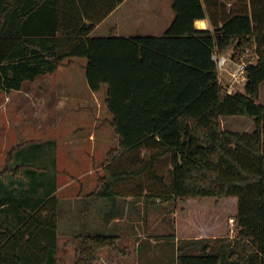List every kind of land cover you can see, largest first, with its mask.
Returning <instances> with one entry per match:
<instances>
[{"label": "trees", "instance_id": "16d2710c", "mask_svg": "<svg viewBox=\"0 0 264 264\" xmlns=\"http://www.w3.org/2000/svg\"><path fill=\"white\" fill-rule=\"evenodd\" d=\"M123 1L0 0V93L19 91L71 58L85 59L90 90L107 86L105 106L118 137L89 196L116 201L119 184L146 178L153 183L139 196L148 208L166 203L174 212L181 202L233 198L240 252L229 242L216 247L207 237L177 240L174 233L165 262L156 264H264V104L257 102L264 0H172L174 18L161 36H94ZM205 18L211 28L198 29L196 20ZM247 48L244 90L228 93L213 55L233 50L238 58ZM228 116L249 117L255 128L222 129ZM56 147L53 139L18 144L0 170V264L59 262ZM162 161L168 181L158 169ZM120 214L113 208L107 216ZM72 231L74 264H98L103 249L117 247L115 233L82 224Z\"/></svg>", "mask_w": 264, "mask_h": 264}, {"label": "rangeland", "instance_id": "374dc122", "mask_svg": "<svg viewBox=\"0 0 264 264\" xmlns=\"http://www.w3.org/2000/svg\"><path fill=\"white\" fill-rule=\"evenodd\" d=\"M171 3L172 0H128L96 30L95 36H161L174 18ZM233 4V1L226 2L227 8ZM83 60L81 58L73 62L68 60L70 62L66 61L57 69L58 71L43 75L34 82L25 83L20 91L0 93V170L5 167L11 149L18 144L25 146L29 141L46 139H55L58 143L57 152L61 167L59 183L61 185L58 193L61 199H65L62 200L64 204L61 215L63 216L60 217L58 264H74L75 245L72 231L74 224L71 222L86 221L89 227L103 230L101 214H95V211L86 213L83 210V202L73 200V195L77 187L82 185L85 187L84 193L95 191L99 178L104 175L102 166L107 152L112 147L118 146V137L109 125L110 114L103 103L106 86L99 91L101 100L99 111L95 116L84 115L80 111H78L79 115L64 113L65 115L59 116L57 114L58 84L64 85L69 92H75L76 86L75 93H82V96H86L89 91L84 85ZM70 68L76 72V78L67 80L73 77L70 76ZM223 79L224 85L229 84L234 90L236 88L244 90L243 81L235 82L229 76ZM65 80L67 81L64 84ZM71 80L75 86L71 85ZM257 102L264 104V83ZM94 119L95 122H93ZM220 122L222 129L238 132H252L255 128L253 119L246 116L222 117ZM81 124H92V126L89 128L80 126ZM91 132L95 135V147L87 143ZM110 146L112 147L109 148ZM69 147H72L70 149L73 153L76 151L75 158L69 154ZM84 152H93L96 157L88 161ZM143 154L148 155L145 151ZM39 159H41L40 156ZM158 169L164 173L168 181L167 163L160 162ZM88 171H92V175L84 177L83 174ZM75 177L80 178L74 179ZM152 183L153 181L141 178L128 180L118 185L121 195L118 205L123 208L128 206V209L123 211V217L120 218L123 221L119 223V226L116 227L113 224L115 228L112 233L119 236L116 241L117 247L103 249L102 251L110 252L108 254L103 252L98 264L161 263L166 259L169 251L168 244L173 242L170 235L174 233L177 240L197 235L207 237L216 247L229 242L240 252V245L237 246L234 241L237 234L234 228L237 208L233 198L220 202L214 198L209 201L181 202L174 208V212H170L173 207L166 203H160V208L158 206L148 208L142 198L144 199L143 195L150 189ZM139 194L143 195L139 196ZM176 227L179 229V237L176 235ZM137 241H143V253L140 251V245L135 249Z\"/></svg>", "mask_w": 264, "mask_h": 264}, {"label": "crops", "instance_id": "0c3cea01", "mask_svg": "<svg viewBox=\"0 0 264 264\" xmlns=\"http://www.w3.org/2000/svg\"><path fill=\"white\" fill-rule=\"evenodd\" d=\"M127 1L128 0H124L113 12H111L100 24H98L95 27V29L93 31V35L94 36L96 35L95 34L96 30L99 29L103 24H105L109 20V18L111 16H113V14L115 12L118 11V9L121 7V5H123ZM160 4H161V2H160ZM199 21H204L206 23V26L205 27H201L198 24ZM195 26L198 29H209V28H211V22H210L209 18L199 19V20H196ZM99 36H104V35H99ZM232 51L233 50H231L229 52V54H231ZM78 59H80V58H71L69 60H71V62H73V61L78 60ZM83 62H84L83 63V66H84V71H83L84 72V75H83V77H84V83H85L84 85H85L86 90H89V91H88V93H87L86 96H82L81 95L82 93H75L77 91V87L72 83V80H71L70 83H71V85L75 86V92H73V91L69 92V90L67 91V88H65L64 85L58 84L57 85V89H56V100L58 101V104H57V108L56 109H57V114L59 116H63L65 114H67V113L68 114H71L72 113V114H78L79 115L78 111H80L84 115H92V116H95L98 113V111H99V101L101 100V97H99V91L98 92H94V91L90 90V88H89V86L87 84V79H86V69H85L86 60L84 59ZM69 71H70V76H73V77H69L67 80H70L71 78L72 79L73 78H76L75 77V73L76 72L73 70V68H70ZM40 77H42V76H40ZM40 77H38V78H40ZM67 80L63 81V83L65 84V82ZM103 86H106V85H102V88H103ZM102 88H101V90H102ZM104 93L105 94H104L103 103L105 105V100H106V97H107V86H106V91H104ZM105 108H106V106H105ZM108 113H109V111H108ZM110 116H109V125L112 126V115L110 114ZM93 122H95V119L93 120ZM80 126H88L90 128L92 126V124H88V125L81 124ZM82 128H84V127H82ZM53 140H55V139H53ZM87 140H88V142H87L88 144L92 145V147H95L96 139H95V135H93V132H91L88 135ZM56 146H57L56 148H58L57 141H56ZM111 147L112 146H110L109 148H111ZM70 148H72V147H69L68 152H69V154L72 157L75 158L76 157L75 156V154H76L75 152L76 151L73 153ZM112 149H113V147L107 152V154ZM84 155L86 156V158H87L88 161H92L96 157L93 152H91V153L84 152ZM56 158H57V185H58L57 186V192H56V194H57V196L59 198V204H60V210H61L60 217H61V216H63V215H61V213L63 212L62 210H63V204H64V202L62 200H65V199H61L60 196H59V193H58L60 191V185H61V184H59L60 183L61 167L59 165L60 160H59V153L57 152V149H56ZM105 159H104V161H105ZM104 161H103V164H104ZM102 168H103V166H102ZM62 170H64V169H62ZM83 175H85L84 177H89V176L92 175V171H88L87 173H84ZM80 177H78V178L75 177L74 179H79ZM77 188L78 189H77L76 193L73 195V198H74L73 200H80V201H82L83 202V206H84L83 210L86 211V213H90L92 211H95V214L96 213L101 214V219H102V224H103L102 225L103 230L105 229L104 230L105 232H107V233L108 232H111L112 233L113 228H115V225L117 227V226H119V223L123 221L122 219H120L121 217H123V215L122 214L117 215V217H115V218H113V219L110 220V218L107 216V214L113 208H119V212L123 213V211L125 209L126 210L128 209V206H126V207L123 208V207H121V206L118 205V200L120 199V197H118L116 199V201L94 200L93 197H90L89 196L93 192V190L91 192L84 193L83 192V189L85 187L83 185L82 186H78ZM142 200H144V199L142 198ZM60 217H59V228H60V222H61L60 221L61 220ZM113 220H115V221L113 222ZM74 222L75 223H72L71 222V224H74L73 227H76L77 225H80V224H82V225H88V223L86 221H81L80 220V221L77 222V221L74 220ZM113 224H115V225H113ZM142 242L143 241H137L136 242L135 249H137L138 245H140V247H141L142 246ZM58 244H59V239H58ZM141 251H143V250L141 249ZM103 252H105V253L108 254V252H110V251H107V250L101 251L100 252V255Z\"/></svg>", "mask_w": 264, "mask_h": 264}, {"label": "built area", "instance_id": "2783aa9c", "mask_svg": "<svg viewBox=\"0 0 264 264\" xmlns=\"http://www.w3.org/2000/svg\"><path fill=\"white\" fill-rule=\"evenodd\" d=\"M250 53L251 49L247 48L245 50V53L243 55H240V57L238 58H233V52H231V54L228 53L225 55H220L218 53H215L213 55V59L215 60L218 68L219 81L226 90V92L233 93L238 90V88L234 90V88L229 84L224 85V83H222V79L226 76H229L235 82L243 81V84L245 85L247 65L248 63H250L248 61ZM241 91L243 90L241 89Z\"/></svg>", "mask_w": 264, "mask_h": 264}, {"label": "bare ground", "instance_id": "6f19581e", "mask_svg": "<svg viewBox=\"0 0 264 264\" xmlns=\"http://www.w3.org/2000/svg\"><path fill=\"white\" fill-rule=\"evenodd\" d=\"M198 24L201 26V27H205L206 26V23L204 21H199Z\"/></svg>", "mask_w": 264, "mask_h": 264}]
</instances>
